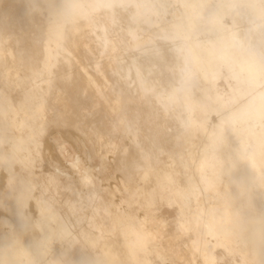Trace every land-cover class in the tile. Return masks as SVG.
<instances>
[{
  "label": "bare ground",
  "instance_id": "6f19581e",
  "mask_svg": "<svg viewBox=\"0 0 264 264\" xmlns=\"http://www.w3.org/2000/svg\"><path fill=\"white\" fill-rule=\"evenodd\" d=\"M0 264H264V0H0Z\"/></svg>",
  "mask_w": 264,
  "mask_h": 264
}]
</instances>
